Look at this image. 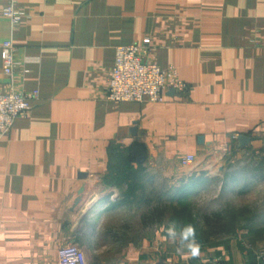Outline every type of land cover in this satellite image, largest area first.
<instances>
[{
	"label": "crops",
	"instance_id": "0c3cea01",
	"mask_svg": "<svg viewBox=\"0 0 264 264\" xmlns=\"http://www.w3.org/2000/svg\"><path fill=\"white\" fill-rule=\"evenodd\" d=\"M16 3L17 26L0 16V91L11 84L2 45L12 40L28 70L17 72V89L39 97L0 138V264H59L70 243L89 264H176L154 254L170 237L136 195L205 184L225 157L264 151V0ZM145 38L150 60L177 67L188 90L163 102L110 100L117 48ZM189 155L196 160L184 166ZM250 245L229 241L212 254L257 264Z\"/></svg>",
	"mask_w": 264,
	"mask_h": 264
},
{
	"label": "rangeland",
	"instance_id": "374dc122",
	"mask_svg": "<svg viewBox=\"0 0 264 264\" xmlns=\"http://www.w3.org/2000/svg\"><path fill=\"white\" fill-rule=\"evenodd\" d=\"M261 162L264 163V155L256 151L247 152L237 158L225 157L222 161L223 170L218 172L212 181L197 186L191 193H182L179 190L185 183H180L178 186L173 183L172 188L166 190L163 189V184L162 188L157 185L159 188L155 190L154 195L148 186L140 189L136 195V201L139 202L142 214L144 212L149 214L152 208L164 206V202H166L167 213L162 221L157 220L153 223L154 227L168 229L174 226L177 232L175 239L168 238L171 243H169L166 253L160 246L157 247L158 250L154 254L157 255L158 260L167 259L166 261L170 260L176 264H193L197 259L198 261L203 259L205 264L214 262L218 264L216 263L219 261L218 259L222 261H226V259L221 254L213 255L212 251L215 246L226 244L229 241L236 244L244 242L247 245L251 241L254 245H250L249 248L255 250L257 258L259 252L264 250V177H252V174H255L252 170ZM262 165L264 167V164ZM241 171L247 174L236 182L230 180L231 173H240ZM189 182L191 183V180ZM146 198L151 201L150 204L144 202ZM220 212L225 213L228 218H237L235 219V224H237L235 232L227 231L230 228L223 230L214 222L215 219L212 217L215 213ZM207 217L211 218L212 224L207 222ZM231 220L233 219L227 220V226ZM186 223H191L196 228L197 238L201 244V254L198 258L186 255V249L180 240L179 232ZM249 228H252L253 231L257 230V233L249 235ZM191 260L194 261L191 262Z\"/></svg>",
	"mask_w": 264,
	"mask_h": 264
},
{
	"label": "built area",
	"instance_id": "2783aa9c",
	"mask_svg": "<svg viewBox=\"0 0 264 264\" xmlns=\"http://www.w3.org/2000/svg\"><path fill=\"white\" fill-rule=\"evenodd\" d=\"M23 15L16 0H10L6 6L0 0V16L10 19L14 26L21 22ZM151 49L150 38L117 48L107 90L110 100L117 103L145 100L163 102L166 93L172 90L180 94L188 90L189 86L181 78L177 67L162 68L150 60ZM16 52L12 40L3 43V71L11 79V84L7 91H0V138L10 132L18 118L30 115L32 101L39 97L38 90L26 93L17 89V72L22 70L26 73L28 70L17 59ZM195 160V156L189 155L182 159V164L189 166ZM218 260L216 263L225 264L221 259ZM257 261L258 264H264V250L259 252ZM59 264H89L88 254L79 244L70 243L61 250Z\"/></svg>",
	"mask_w": 264,
	"mask_h": 264
},
{
	"label": "trees",
	"instance_id": "16d2710c",
	"mask_svg": "<svg viewBox=\"0 0 264 264\" xmlns=\"http://www.w3.org/2000/svg\"><path fill=\"white\" fill-rule=\"evenodd\" d=\"M260 153L262 155H264V151H261ZM261 163L264 164L263 162H261ZM261 163L260 164L258 163V166L256 168H254L255 172H254V170H252V172L255 173V174H252V177H254V178L264 177V167H263V165ZM246 174L247 173L242 172V171L240 173L235 172V173H231L229 178L233 182H236L237 180L240 179V177H243ZM130 177H131V175H128V179H126L125 182L130 183V182H128L131 179ZM125 178H126V176H125ZM205 181H206V178H204V177L203 178L202 177L193 178L191 180V184H188L184 188H181L179 190H181L182 193H191V191L193 189H196L197 186H201V184H204ZM167 208H168L167 204L166 205L164 204V206H156V207L151 209L150 215L145 216V219L146 220L149 219L152 223H155V221H157V220L162 221L163 217L167 213ZM235 217H238V216H235ZM212 218L215 219L214 222H216L217 225L222 227L223 230H226V228H228V229L230 228L229 230H227V231H230V232H235L237 230L236 229L237 224H235V219H237V218H235V219L233 217H229L228 218L227 215L225 213H223V212L215 213ZM227 218L228 219H230V218L233 219V220L230 221V224L228 226L226 225V222L228 220ZM206 220H207V222L209 224L213 223V221L211 220L210 217H207ZM259 230H260V228H259ZM224 262H225V264H228L227 261H224ZM257 264H258V261H257Z\"/></svg>",
	"mask_w": 264,
	"mask_h": 264
},
{
	"label": "clouds",
	"instance_id": "9594fccd",
	"mask_svg": "<svg viewBox=\"0 0 264 264\" xmlns=\"http://www.w3.org/2000/svg\"><path fill=\"white\" fill-rule=\"evenodd\" d=\"M167 235L172 239L176 238L177 232L174 226L167 229ZM179 237L186 249V255L191 258H198L201 254V244L197 238L195 226L191 223H186L180 230Z\"/></svg>",
	"mask_w": 264,
	"mask_h": 264
},
{
	"label": "water",
	"instance_id": "95a60500",
	"mask_svg": "<svg viewBox=\"0 0 264 264\" xmlns=\"http://www.w3.org/2000/svg\"><path fill=\"white\" fill-rule=\"evenodd\" d=\"M170 92L173 93V92H175V91L172 90V91H170ZM240 140H241L242 142L245 143V142L248 141V138L245 137V136H241ZM134 153L137 154L139 157H143V156H144V150H143V148L140 147V146H136V147L134 148Z\"/></svg>",
	"mask_w": 264,
	"mask_h": 264
}]
</instances>
